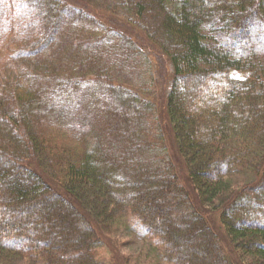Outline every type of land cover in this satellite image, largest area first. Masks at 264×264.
Returning a JSON list of instances; mask_svg holds the SVG:
<instances>
[{"label":"trees","instance_id":"1","mask_svg":"<svg viewBox=\"0 0 264 264\" xmlns=\"http://www.w3.org/2000/svg\"><path fill=\"white\" fill-rule=\"evenodd\" d=\"M123 219L150 264H264V0H0V264L120 262Z\"/></svg>","mask_w":264,"mask_h":264},{"label":"rangeland","instance_id":"2","mask_svg":"<svg viewBox=\"0 0 264 264\" xmlns=\"http://www.w3.org/2000/svg\"><path fill=\"white\" fill-rule=\"evenodd\" d=\"M10 7H12V4L4 5L3 8L5 9H9ZM18 8H14L12 16H18L20 14L16 13L15 10ZM126 36L130 38L134 37L135 34L130 33L129 31H125L123 32ZM136 37V36H135ZM137 39H140L137 37ZM140 42V40H138V43ZM9 45L8 43L4 42L3 46H7ZM64 45L61 43L58 46H55V48H59L60 52H56L55 51V57H59V56H63V55H67V51L66 48L63 47ZM139 46L144 48L143 45ZM146 50V48L144 49ZM152 57V56H151ZM151 63H152V67L154 68L155 71V79L157 81V86H159L160 84H162V76H164L165 79H167V75L169 77L170 72V66H169V62L167 59L162 58V60L160 59L159 55H155L154 54V58L152 57ZM147 65L145 63H143V66ZM142 66V67H143ZM151 66V65H150ZM149 68H147L146 66H144L143 68H136V75L140 74V72L145 71L146 75L142 78V83L145 86H151V78H150V72L148 70ZM133 69L129 68V73L130 74H135L133 73ZM19 80H20V84L24 85V86H28V87H36V82L34 80V78L29 76L28 79V75L26 70L24 69L23 71H21L20 73H18ZM135 75V78H136ZM28 81V82H27ZM41 84H45V82L42 80ZM168 84L162 85L160 89H157V96H158V102L156 104V115H155V119L157 121V126L158 129L160 130L161 134L163 135L164 139H165V143L167 146V149L169 150L170 154L172 155L174 162L176 163V166L178 168L179 173L181 174H186V170L185 168H183V161L182 159L178 156V152L176 149V141H175V137L173 135V130H172V126L169 124L168 119H167V114H166V104H165V100H164V96L166 95V89H167ZM37 89H35L32 92V95H35L37 93L36 91ZM159 95L160 96L159 98ZM187 101H189V99L187 98ZM156 124V122H155ZM187 175V174H186ZM31 216V215H30ZM32 217L34 218V216L32 215ZM209 220L216 222V225L219 228V232H222V229L219 225V218L217 219V213H211L210 211V217ZM32 222L31 219H29L28 217L26 218V224H30ZM29 229V228H28ZM26 234H29L27 230ZM142 231V230H141ZM140 231V229L137 227V225L134 223V221L132 219H128V221H125V219L120 220L116 229L112 232L111 234V238L117 242H119L120 245L119 246V255H120V262L118 260V255L116 256L114 254V252H111L108 248V246L106 248H104L103 250L98 252V260L99 261H103L106 264H147V263H151V262H157L160 263L161 259L157 256V252H154V250L156 248L160 249L159 247L155 246L152 244V242L150 240H148L145 237V234L143 235L142 232ZM36 232V231H35ZM30 237L32 239L36 238V235L31 234ZM224 249L228 251L229 254H231L233 251H231V249L233 250V248L231 247V245L228 242L224 243ZM232 256H235V253L233 252ZM241 263V262H240ZM238 263V264H240ZM164 264V263H163ZM243 264V263H241Z\"/></svg>","mask_w":264,"mask_h":264}]
</instances>
